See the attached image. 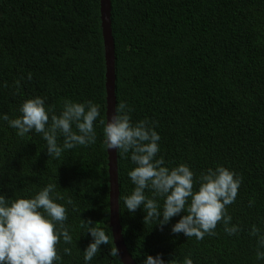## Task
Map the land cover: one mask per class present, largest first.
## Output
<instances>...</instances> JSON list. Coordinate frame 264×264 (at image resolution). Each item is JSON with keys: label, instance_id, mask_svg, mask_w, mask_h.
Masks as SVG:
<instances>
[{"label": "trees", "instance_id": "trees-1", "mask_svg": "<svg viewBox=\"0 0 264 264\" xmlns=\"http://www.w3.org/2000/svg\"><path fill=\"white\" fill-rule=\"evenodd\" d=\"M111 19L116 109L124 101L133 123L156 125L158 156L167 166L186 163L199 174L223 165L243 178L228 206L241 230L228 235L218 224L214 235L187 238L171 232L180 216L161 230L144 222L142 208L127 211L135 165L118 151L120 219L133 259L143 264L146 255L161 254L169 264L186 257L194 264H264L252 234L254 227L264 234V0H112ZM106 68L101 0H0V114L18 117L35 96L57 114L65 100H91L107 123ZM95 126V144L55 159L42 134L19 137L0 120V194L30 197L55 183L63 197L57 202L67 208L73 239L61 238L55 264H85L89 218L111 236L89 264H123L111 254L117 247L109 224V153L104 125ZM207 145L214 157L196 160L197 147Z\"/></svg>", "mask_w": 264, "mask_h": 264}, {"label": "clouds", "instance_id": "clouds-1", "mask_svg": "<svg viewBox=\"0 0 264 264\" xmlns=\"http://www.w3.org/2000/svg\"><path fill=\"white\" fill-rule=\"evenodd\" d=\"M19 111L21 115L16 118L0 114V120L7 121L19 137L32 131L42 134L49 157L55 159L66 150L95 144V125L97 121L104 125V143L108 150H116L117 155L120 151L135 165L128 172L134 189L124 197V204L129 213L142 208L144 222L155 221L154 225L163 230L173 217L180 216L171 225V232L197 240L214 235L218 224L223 225L228 235L241 230L238 224H232L228 206L236 201L243 178L223 165L209 167L199 174L186 163L167 166L164 156H158L161 136L156 125L148 119L133 123L131 108L126 102L119 104L107 123L101 116L100 106L91 100L83 103L65 100L62 111L57 114L46 106V98L35 96L26 99ZM214 152L215 148L210 145L197 147L195 158L212 159ZM56 187L55 183H48L34 196L14 200L0 194V264H55L61 259L57 245L61 238L71 243L73 237L65 227L67 208L57 202L63 197L56 193ZM84 221L86 233L92 237L83 250L85 264H89L102 246L110 243L111 236L91 218ZM252 234L258 235L257 255L264 259V251H260L264 249V234H259L255 227ZM64 252L71 254V249L65 248ZM111 254L120 255L119 248L111 249ZM143 264H169V261L161 254H148ZM184 264L194 262L186 257Z\"/></svg>", "mask_w": 264, "mask_h": 264}, {"label": "water", "instance_id": "water-1", "mask_svg": "<svg viewBox=\"0 0 264 264\" xmlns=\"http://www.w3.org/2000/svg\"><path fill=\"white\" fill-rule=\"evenodd\" d=\"M112 0H101L102 32L106 56V91H107V120L116 111V75H115V41L112 30ZM110 175V220L114 243L119 248V256L123 264H137L130 254L124 240L120 219V188L118 174L117 151L109 149Z\"/></svg>", "mask_w": 264, "mask_h": 264}]
</instances>
